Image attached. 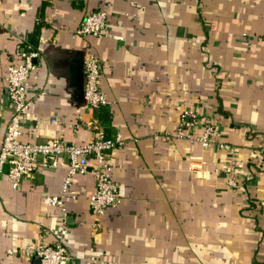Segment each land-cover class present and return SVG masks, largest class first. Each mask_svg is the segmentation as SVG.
<instances>
[{
    "label": "crops",
    "instance_id": "0c3cea01",
    "mask_svg": "<svg viewBox=\"0 0 264 264\" xmlns=\"http://www.w3.org/2000/svg\"><path fill=\"white\" fill-rule=\"evenodd\" d=\"M97 8L108 11L109 34L77 33ZM19 46L39 51L21 139L119 135L110 160L123 199L93 212L92 158L65 209L46 197L60 191L67 156L57 165L37 156L18 188L5 163L0 264H41L24 248L53 243L63 217L67 264H264V0H0V139L12 114L7 66L20 61ZM90 54L101 62L107 126L83 92ZM185 108L200 118L196 134L216 124L213 144L174 135Z\"/></svg>",
    "mask_w": 264,
    "mask_h": 264
},
{
    "label": "built area",
    "instance_id": "2783aa9c",
    "mask_svg": "<svg viewBox=\"0 0 264 264\" xmlns=\"http://www.w3.org/2000/svg\"><path fill=\"white\" fill-rule=\"evenodd\" d=\"M76 32L95 36L109 34L108 11L104 8L92 9L78 25ZM18 48L20 61L11 62L7 66V85L12 114L0 139V170L5 163H8V177L12 186L18 188L22 179L35 169L37 156L43 157L44 165L48 157L53 159L52 165H57L60 158L67 156L68 167L60 191L46 197L49 203L65 209L66 196L76 192L73 187L75 174L88 171L92 158L94 160L92 171L96 186L89 197V202L94 213L103 214L109 207L119 204L123 199L120 186L113 177V164L110 160L112 150L123 144V139L119 135L114 138L105 137L102 130L84 143H68L60 137H50L34 142L21 139L22 120L29 113L31 102L30 74L36 66L34 58L39 51L32 47L19 46ZM84 76L83 92L87 105L95 108L102 104H109V99L101 84V62L97 55L90 54L84 59ZM199 122L200 118L194 109H183L174 135L197 139L203 146L213 144L217 131L216 124L206 123L202 126V132L196 134L195 129ZM218 145L229 152L235 149L229 141L218 140ZM227 173L228 183L231 186H237L239 184L237 168L232 166ZM68 229L66 217H63L57 231V239L53 243L45 241L30 243L24 250L38 254L41 264H67L71 258L65 241Z\"/></svg>",
    "mask_w": 264,
    "mask_h": 264
},
{
    "label": "trees",
    "instance_id": "16d2710c",
    "mask_svg": "<svg viewBox=\"0 0 264 264\" xmlns=\"http://www.w3.org/2000/svg\"><path fill=\"white\" fill-rule=\"evenodd\" d=\"M94 109L97 110V114L101 118V121H103L105 123V125L107 126L109 124L110 117H111V112H110V109H109V104H102L99 107H95ZM103 129H105V128H103ZM104 135H105V137H110V138H114L115 137L113 134H106L105 132H104ZM229 169H230V167L228 168V170ZM227 175H228V173H227ZM231 187H236V186H231Z\"/></svg>",
    "mask_w": 264,
    "mask_h": 264
},
{
    "label": "water",
    "instance_id": "95a60500",
    "mask_svg": "<svg viewBox=\"0 0 264 264\" xmlns=\"http://www.w3.org/2000/svg\"><path fill=\"white\" fill-rule=\"evenodd\" d=\"M6 101H7V102L10 101V96H9V94H7ZM36 257H37L38 259H40V256H39L38 254H36Z\"/></svg>",
    "mask_w": 264,
    "mask_h": 264
}]
</instances>
